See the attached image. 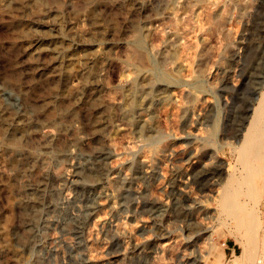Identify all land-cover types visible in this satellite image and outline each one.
Returning a JSON list of instances; mask_svg holds the SVG:
<instances>
[{"label":"rangeland","instance_id":"obj_1","mask_svg":"<svg viewBox=\"0 0 264 264\" xmlns=\"http://www.w3.org/2000/svg\"><path fill=\"white\" fill-rule=\"evenodd\" d=\"M263 87L264 0H0V264H264Z\"/></svg>","mask_w":264,"mask_h":264},{"label":"bare ground","instance_id":"obj_2","mask_svg":"<svg viewBox=\"0 0 264 264\" xmlns=\"http://www.w3.org/2000/svg\"><path fill=\"white\" fill-rule=\"evenodd\" d=\"M132 124L139 128L143 127V123L139 121H132ZM235 149L238 155L236 161H238L240 170L239 174L229 173L226 176L221 194V210L237 222L238 226L242 227L248 235H251L253 245H256L255 233L258 229L259 214L254 205L259 197V188L255 183L254 176L255 173L261 172V177H264V162H262L264 161V87L256 105L251 110L239 144ZM243 246L242 257L247 254V251L249 252L247 247ZM255 252L257 253V249ZM235 257L238 259L240 256Z\"/></svg>","mask_w":264,"mask_h":264}]
</instances>
